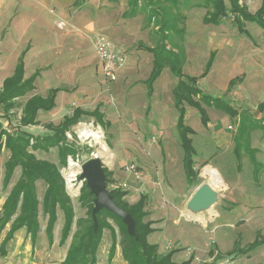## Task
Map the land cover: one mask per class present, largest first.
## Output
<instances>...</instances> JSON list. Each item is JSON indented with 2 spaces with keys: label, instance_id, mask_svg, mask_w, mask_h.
<instances>
[{
  "label": "rangeland",
  "instance_id": "374dc122",
  "mask_svg": "<svg viewBox=\"0 0 264 264\" xmlns=\"http://www.w3.org/2000/svg\"><path fill=\"white\" fill-rule=\"evenodd\" d=\"M262 1L246 0L245 3L254 12ZM200 2L175 0L172 4L169 0H137L136 9L130 10L132 0H0V86L12 74L19 56L24 61V77L34 71L39 73L34 88L15 98L11 109L5 111L0 107V124L5 134L26 131L34 139L41 138L53 132L47 124H58L76 106L88 110L99 106L107 118L105 127L93 117L84 116L66 132L76 152L67 155L65 164L60 163L55 146L33 148L34 140H30L29 153L59 168L74 213L73 222L68 237L60 242L64 219L57 207L52 236L48 237L47 214L41 205L46 184L42 179L36 180V236L30 238L21 228L1 247L10 220L0 230V264H62L74 233L87 228L97 231L98 221L95 226L89 212L93 199L85 195L89 189L85 180L79 178V172L81 164L96 154L101 143L109 152L100 156L108 173L107 189L126 190L123 199L130 204L136 203L141 194L146 197L143 208L146 215L141 225L150 223L153 232L147 241L158 245L159 254L171 252V261L176 263L192 257L190 264L213 261L264 264L262 130L250 132L249 146L254 155L242 151L236 157L233 147L239 126L237 117L235 120L220 109L203 105L208 115V122L203 125L195 109L186 106L185 122L193 130L190 137L197 171L195 180L188 183L175 126L178 114L171 94L177 78L168 67L162 69L153 83L152 94L147 95L145 79L153 57L144 46L159 44L157 26L168 20V45L184 52L183 73L198 75L209 54L214 52L212 67L199 80L200 87L211 96H222L237 110H247L250 116L246 125L259 118L257 105L264 101V29L254 22L242 21L249 38L238 30L230 15L218 24L204 23L206 9ZM164 7L169 10L166 12ZM105 18L110 21L112 32L102 26ZM59 20L65 21L66 27L57 28ZM97 33L126 48L124 64L114 81L106 79L101 71L93 46ZM234 76L240 79L226 91L229 79ZM253 80L258 87H250ZM50 87L63 89L56 106L47 111L39 109L37 124L23 125L20 117L25 100L34 94L44 96ZM260 116L264 118V111ZM90 133H98L100 137ZM5 139L3 135L0 211L20 176V167L16 166L9 177H4L10 156L4 146ZM129 164L134 165L133 171L126 169ZM208 166L217 170L222 184L214 185L217 196L209 207L191 212L186 208L190 196L198 185L211 182L204 175ZM71 173L74 175L70 176ZM19 205L20 202L17 208ZM100 219L96 263L127 264L120 247L123 227L108 215ZM132 236H136L135 227ZM254 242L258 245L247 253L228 255L235 247L246 248Z\"/></svg>",
  "mask_w": 264,
  "mask_h": 264
},
{
  "label": "trees",
  "instance_id": "16d2710c",
  "mask_svg": "<svg viewBox=\"0 0 264 264\" xmlns=\"http://www.w3.org/2000/svg\"><path fill=\"white\" fill-rule=\"evenodd\" d=\"M132 1L133 3L130 10L136 9L137 5V0ZM227 1L229 6L226 5L225 0H202L200 6L206 9L202 19L203 22L213 25L218 24L222 18L230 15L237 23L238 30L241 33L245 32L241 23L242 21L254 22L264 28V2L251 13L244 3H241V5L239 4L240 0ZM169 2L175 4V0H169ZM158 3L160 2L158 1ZM168 5L169 4H167V7ZM165 9L166 12L169 10H167V8ZM166 28H170L168 20H164V24L157 26L159 44L151 47L144 46L147 51L152 53L153 57L151 70L145 79V84L147 95L150 96L153 92V83L160 76L164 67H168L170 72L177 78L175 85L171 89L173 107L178 114L175 126L177 129L178 142L182 149L183 172L187 182L192 183L197 176V171L195 170V148L190 137L193 134V130L185 122L184 111L186 106L195 109L203 125H206L208 122V115L203 105L220 109L235 120L237 117L239 126L234 136L235 143L233 147V152L236 157L239 156L242 151L252 156L254 155L255 151L253 152L249 146L250 132L254 129H260L264 135V118H256L249 125H246L245 121L247 117L250 116L247 110H237L222 96H211L203 91L200 87L199 80L210 71L214 61V52L209 54L203 70L198 75L184 74L182 71L184 52L168 45V31ZM23 75L24 61L23 57L19 56L12 74L5 77L0 86V107H2L3 110L6 111L11 109L14 105L15 98L24 95L34 88L33 84L39 73L34 71L28 77H24ZM237 80H239V78H233L229 81V89ZM58 90H60V88H50L44 96L34 94L26 99L22 106L20 122L23 125L37 124V111L39 109L46 111L51 110L55 106V96ZM257 108L258 111L262 113L264 111V101L260 102ZM82 116L93 117L100 126H106V122L103 119L104 114L101 113L98 107H95L93 110H84L79 107L73 108L71 113L64 115L58 124H47V128L53 130V132L41 138L34 139L32 135L26 131H14L5 134L0 124V149L2 147V136L4 135L6 137L4 146L10 152V156L5 164L6 174L4 177H9L16 166L20 167V176L10 189V192L1 206L0 230L11 220L1 247H4L5 243L21 228H24L25 231L29 233L30 238L36 236L38 230V200L35 192V182L39 179H42L46 184L41 200L42 209L47 214L45 231L48 237L52 236V230L56 221V208L58 207L62 211L64 219L60 242L63 243L68 237L74 213L70 205V200L66 194L59 168L54 164L34 157V155L28 152L27 148L30 145L31 139L34 140L31 144L33 148L41 147L47 149L55 146L58 151L60 163L65 164L67 155L76 152L75 145L68 140L66 132L77 124ZM103 170L107 187L108 173L105 167H103ZM109 192L112 195L114 203L130 213L134 218L136 236L128 235L126 232V225L122 223L120 218L106 209H101L96 214L98 221L97 231L92 232L90 228H87L83 232L74 233L62 264H97L96 250L100 237L99 228L102 223L100 217H104L105 215L117 220L123 227L124 232H121L120 247L127 264H190L192 257H190L188 261L176 263L171 261V252L166 255H161L158 252L159 247L157 244L148 243L147 236L153 232V229L149 227V222L141 225V221L146 215L143 210L146 197L143 196V194H141L136 203L130 204L123 199L124 196L127 195L126 190L113 188L110 189ZM85 195L90 199L94 197L87 190ZM19 202L20 205L19 208H17ZM91 206L92 205H90L89 208L90 215ZM256 245H258V243L254 242L246 248L235 247L228 255L237 252L247 253L256 247ZM202 264H216V262L213 261Z\"/></svg>",
  "mask_w": 264,
  "mask_h": 264
},
{
  "label": "water",
  "instance_id": "95a60500",
  "mask_svg": "<svg viewBox=\"0 0 264 264\" xmlns=\"http://www.w3.org/2000/svg\"><path fill=\"white\" fill-rule=\"evenodd\" d=\"M103 161L96 154L84 161L80 166L79 178L85 180L89 193L94 196L91 216L96 226V214L101 209L111 212L126 225L127 233L134 235L135 220L130 213L118 207L106 187V177L103 170ZM217 192L209 183L197 186L187 201L186 208L191 212H198L209 207L216 200Z\"/></svg>",
  "mask_w": 264,
  "mask_h": 264
},
{
  "label": "built area",
  "instance_id": "2783aa9c",
  "mask_svg": "<svg viewBox=\"0 0 264 264\" xmlns=\"http://www.w3.org/2000/svg\"><path fill=\"white\" fill-rule=\"evenodd\" d=\"M59 29L66 27L63 20L56 22ZM93 46L98 56L101 71L109 81L116 79L117 71L122 67L126 58V48L121 44L115 43L104 34L97 33L93 38ZM128 171L134 170V165H126Z\"/></svg>",
  "mask_w": 264,
  "mask_h": 264
},
{
  "label": "bare ground",
  "instance_id": "6f19581e",
  "mask_svg": "<svg viewBox=\"0 0 264 264\" xmlns=\"http://www.w3.org/2000/svg\"><path fill=\"white\" fill-rule=\"evenodd\" d=\"M85 134V133H84ZM93 135L95 138H99L100 134L98 135V133H90V135ZM106 154H109L106 146L104 143H101V146L99 149L96 150V155L97 156H102V155H106ZM72 164V163H70ZM74 173H71L70 176H73ZM204 175H206V177L211 181V182H208L209 184H211L213 186V188L216 190L215 186H219L222 184V180H221V177L219 175V173L217 172V170L211 166H208L204 169ZM71 181V180H70ZM215 185V186H214Z\"/></svg>",
  "mask_w": 264,
  "mask_h": 264
},
{
  "label": "crops",
  "instance_id": "0c3cea01",
  "mask_svg": "<svg viewBox=\"0 0 264 264\" xmlns=\"http://www.w3.org/2000/svg\"><path fill=\"white\" fill-rule=\"evenodd\" d=\"M243 1V2H242ZM240 2L241 3H244L245 5H246V0H240ZM262 2H264V1H262ZM246 7H247V9H248V6L246 5ZM248 11L250 12V10L248 9ZM252 13V12H251ZM103 27H105V28H108V29H110V31L112 32V30H111V25H110V21H107V18H105V20H104V23H103V25H102ZM259 26V25H258ZM262 28V27H261ZM243 29L245 30V32H244V34H246V36L247 37H249L250 38V34L248 33V31L245 29V26L243 25ZM264 29V28H263ZM261 42V41H260ZM209 73V72H208ZM207 73V74H208ZM206 74V75H207ZM205 75V76H206ZM204 76V77H205ZM203 77V78H204ZM233 78H239L240 79V77H238V76H234V77H232L231 79H233ZM202 79V78H201ZM231 79H229V81L231 80ZM229 81H228V86H227V89L226 90H229ZM176 83V82H175ZM175 85V84H174ZM173 85V86H174ZM250 87L251 88H255V87H258V83L255 81V80H253V81H250ZM50 88H60V87H50ZM49 88V89H50ZM63 89H61L60 88V90H58L57 91V93H56V96H55V106H56V104H57V97H58V94L60 93V91H62ZM146 90H147V88H146ZM205 92V91H204ZM61 98H64L65 99V97L63 96V97H61ZM54 106V107H55ZM76 107H79V108H81V109H84V110H88V109H85V108H82L81 106H76ZM96 107H98L99 108V106H96ZM75 108V107H74ZM95 108V107H94ZM93 108V109H94ZM93 109H91V110H93ZM100 110V109H99ZM101 111V110H100ZM101 113H103L104 114V117H103V119H104V121L106 122V126L105 127H107V118H105V111L103 110V111H101ZM263 113V112H262ZM262 113L260 112V115H262ZM64 115H66V114H64ZM63 115V116H64ZM258 116V117H263V116ZM82 117H84V116H82ZM80 122V121H79ZM148 205V204H147Z\"/></svg>",
  "mask_w": 264,
  "mask_h": 264
}]
</instances>
